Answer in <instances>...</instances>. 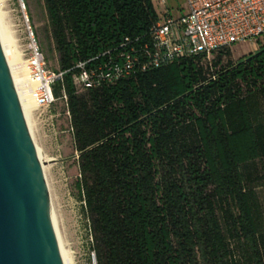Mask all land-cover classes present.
<instances>
[{"label":"trees","instance_id":"16d2710c","mask_svg":"<svg viewBox=\"0 0 264 264\" xmlns=\"http://www.w3.org/2000/svg\"><path fill=\"white\" fill-rule=\"evenodd\" d=\"M97 264H264V43L78 91V61L145 36L150 0H45Z\"/></svg>","mask_w":264,"mask_h":264},{"label":"built area","instance_id":"2783aa9c","mask_svg":"<svg viewBox=\"0 0 264 264\" xmlns=\"http://www.w3.org/2000/svg\"><path fill=\"white\" fill-rule=\"evenodd\" d=\"M156 19L145 36L125 38L118 48L103 53L104 62L89 66L78 61L73 83L78 91L100 87L151 68L184 58L210 59L222 48L250 41L256 48L264 39V0H185V9L175 15L167 0H150ZM31 98L37 107L55 100L51 85L62 73L46 70L38 51L29 62Z\"/></svg>","mask_w":264,"mask_h":264},{"label":"rangeland","instance_id":"374dc122","mask_svg":"<svg viewBox=\"0 0 264 264\" xmlns=\"http://www.w3.org/2000/svg\"><path fill=\"white\" fill-rule=\"evenodd\" d=\"M167 4L175 15L185 9V0H167ZM0 14L13 55L28 77L35 47L42 55L47 71L58 69L45 0H0ZM262 43L264 39L259 40V44ZM257 47L254 49L250 41L236 42L230 47L231 58L242 59ZM30 121L34 144L45 158L50 159L44 162V176L67 262L97 264L90 220L77 187L80 178L78 152L74 148L65 100L55 99L48 107L34 105ZM259 192L264 205V189Z\"/></svg>","mask_w":264,"mask_h":264},{"label":"water","instance_id":"95a60500","mask_svg":"<svg viewBox=\"0 0 264 264\" xmlns=\"http://www.w3.org/2000/svg\"><path fill=\"white\" fill-rule=\"evenodd\" d=\"M43 166L0 39V264H64Z\"/></svg>","mask_w":264,"mask_h":264},{"label":"bare ground","instance_id":"6f19581e","mask_svg":"<svg viewBox=\"0 0 264 264\" xmlns=\"http://www.w3.org/2000/svg\"><path fill=\"white\" fill-rule=\"evenodd\" d=\"M0 39H1L3 50H4L5 56L7 58V61H8V64H9V67H10L16 88H17V92H18L22 107H23L25 119L27 121L29 131L31 133L30 116H31L32 108L35 105L34 101L31 98V88H32L33 83L31 81V79L28 77V75H27L26 71L23 69V67L17 63V61L13 55V52L11 50L10 43H9L8 33H7L6 28L4 26L3 18H2L1 14H0ZM31 136H32V134H31ZM36 150H37V154H38L41 162H45V161L50 160L48 158H45L37 147H36ZM45 169H46L45 166H43V172L45 171ZM58 238H59V236H58ZM60 242L61 241L59 240V243ZM60 248H61V253H62V257H63V262H64V264H68L66 253L63 250L61 243H60Z\"/></svg>","mask_w":264,"mask_h":264},{"label":"crops","instance_id":"0c3cea01","mask_svg":"<svg viewBox=\"0 0 264 264\" xmlns=\"http://www.w3.org/2000/svg\"><path fill=\"white\" fill-rule=\"evenodd\" d=\"M255 49V48H254Z\"/></svg>","mask_w":264,"mask_h":264}]
</instances>
